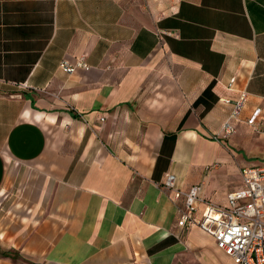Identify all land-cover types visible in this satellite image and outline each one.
<instances>
[{"label":"crops","instance_id":"obj_1","mask_svg":"<svg viewBox=\"0 0 264 264\" xmlns=\"http://www.w3.org/2000/svg\"><path fill=\"white\" fill-rule=\"evenodd\" d=\"M255 106L264 0H0V264H234L163 181L225 203Z\"/></svg>","mask_w":264,"mask_h":264},{"label":"built area","instance_id":"obj_2","mask_svg":"<svg viewBox=\"0 0 264 264\" xmlns=\"http://www.w3.org/2000/svg\"><path fill=\"white\" fill-rule=\"evenodd\" d=\"M159 32L169 31L159 29ZM58 66L65 72H71L76 66L86 68L87 64L79 57L73 63L61 59ZM231 81L227 82L228 86ZM220 99L232 102L219 134L220 137H224L235 130L233 120L241 115L247 91L239 90L234 99L228 97ZM260 113V107L255 106L244 120L253 129L264 131V118ZM240 173L241 185L226 193L223 204L208 200L201 192L200 183L190 184L186 190L179 189L175 174L172 172L166 174L163 184L165 188L171 190L173 199L182 200L183 207L176 219L178 225L194 224L210 234L215 245L222 249L234 264H264V165L243 166Z\"/></svg>","mask_w":264,"mask_h":264}]
</instances>
